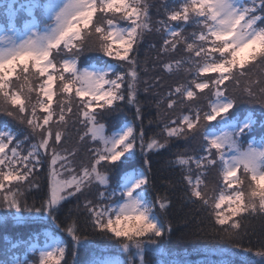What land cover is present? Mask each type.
<instances>
[{"label": "snow or ice", "instance_id": "1", "mask_svg": "<svg viewBox=\"0 0 264 264\" xmlns=\"http://www.w3.org/2000/svg\"><path fill=\"white\" fill-rule=\"evenodd\" d=\"M0 118V264H191L162 152L201 264H264V0H0Z\"/></svg>", "mask_w": 264, "mask_h": 264}, {"label": "trees", "instance_id": "2", "mask_svg": "<svg viewBox=\"0 0 264 264\" xmlns=\"http://www.w3.org/2000/svg\"><path fill=\"white\" fill-rule=\"evenodd\" d=\"M159 3V0H157ZM151 39L155 40L157 43L159 42L158 37H152ZM146 47V46H145ZM178 78V77H177ZM169 79L171 82L172 78ZM141 100L150 99V97H145L141 95ZM147 111V109H146ZM134 109L129 106L124 109L123 112H118L114 114V116L110 119L109 124H120L125 120H130L132 118V114ZM151 114L155 115V109H151ZM147 116L145 117V122L147 121ZM2 120V118H0ZM76 142L75 133H73L71 143ZM170 158V154L167 152H162L158 156H153L151 159L153 161V170L155 173L156 179V191L158 192H165L168 191L169 195L172 197V206L168 211V218L174 222L175 231L171 235L170 239L168 240V247L173 251V255L177 256L180 260L187 259L191 261V264H201L202 260L204 259L205 255L214 253L216 251V246L218 244L217 241H201V242H189L185 239H182L181 236L185 233L188 229L182 223V221L190 215V210L193 208L192 205L187 203H182L180 199V189H169L163 183L164 180H172L173 182H178L179 180V172L178 170H171L165 167V160ZM75 203V202H73ZM72 205H68L71 207ZM252 226L254 231L256 232V236H253V243L256 242V237L260 236L261 233V222L260 221H253ZM39 227V225H29V226H20L14 225L13 222L8 221L7 223L0 222V258H2V253L5 248V236L10 237H27V235L33 231L34 228ZM110 242L108 241H98L100 246H106ZM204 245H207L205 247ZM23 249H21V253H18L22 257ZM87 254L83 251L81 252V259H84ZM33 257L29 254V259ZM213 259L219 260L221 257L219 255H213ZM258 259V258H256ZM146 260L150 262V264H154L156 262L157 257L152 252L146 253Z\"/></svg>", "mask_w": 264, "mask_h": 264}, {"label": "rangeland", "instance_id": "3", "mask_svg": "<svg viewBox=\"0 0 264 264\" xmlns=\"http://www.w3.org/2000/svg\"><path fill=\"white\" fill-rule=\"evenodd\" d=\"M174 79H177V77H174ZM171 80H173V79H171Z\"/></svg>", "mask_w": 264, "mask_h": 264}]
</instances>
